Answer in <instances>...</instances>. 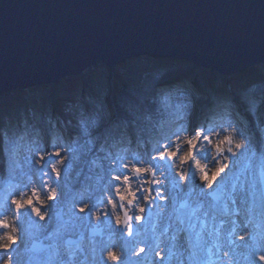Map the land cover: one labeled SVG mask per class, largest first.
<instances>
[{
	"label": "snow or ice",
	"instance_id": "obj_1",
	"mask_svg": "<svg viewBox=\"0 0 264 264\" xmlns=\"http://www.w3.org/2000/svg\"><path fill=\"white\" fill-rule=\"evenodd\" d=\"M259 111L264 112V104ZM182 118L183 113H178L177 119ZM133 123L129 120L126 125L129 136L133 133ZM228 126L234 128L233 133L224 136L216 145L218 156L222 155L228 163L221 162L216 167L211 181H208L206 169L198 162L196 164L200 179L208 181V190L196 183L192 161L206 159L207 152L201 153V148L207 149L213 134L217 137L224 135L222 128L216 130L219 126L198 125L190 129L181 125L175 131L162 134L155 146L151 150L146 149L141 156L113 155L108 145L110 128L96 136L94 144L89 138L82 145H65L67 156L62 154L59 146L53 145L51 152L45 148L38 157L40 167L35 169V173L41 174L40 187L30 186L31 181L21 180L16 184L9 181L0 194V231L3 232L0 262L21 264V252H39V255H30L24 264H145V261L148 264H264V151L254 148L251 135L246 134L248 130L242 128L239 121H229ZM76 134L78 138L93 136L86 123L77 129ZM182 134H188V138L181 143ZM182 144H186V151ZM221 144L227 148L222 149ZM11 145L9 138L5 147L11 150ZM81 148H86L93 155V165L104 160L110 162L106 175H110L115 183L103 191L109 196L107 204L112 212L120 213L115 216L116 228H109L107 241L94 240L93 237L102 230L98 226L87 225L91 230L87 248L84 247V232L75 231L83 225L85 216H76L70 209L69 219L64 220L61 212L53 211L52 203H41L39 207L36 203L45 195L47 201H56L58 190L63 195V187L59 183L63 167L58 168L57 165L76 159L74 153ZM36 150H40L39 146ZM177 160L180 170L176 175L185 181L183 187L171 172ZM49 167L56 177L54 183L50 182ZM158 177L165 182L161 188H157L161 184ZM136 181L140 182L139 187H133ZM168 183H171V191ZM144 184L148 185L146 189ZM80 195L83 197L85 193ZM158 199L168 203H157ZM90 200L91 197L82 200L79 212L86 213L89 220L93 215L99 220V205L104 201L100 197L94 202ZM10 213L15 217L11 225L7 222ZM145 213L153 221L151 237L134 226L143 223ZM105 215L110 214L105 212ZM33 216L40 221L55 218V226L37 224L31 219ZM104 223L107 225L110 221ZM9 228L11 232L7 231ZM33 235L41 236L42 240L30 249L29 238ZM73 235L78 238L73 239ZM124 236L129 239H123ZM236 236L242 243L235 242ZM118 240L121 241L119 244L116 243ZM138 244L144 247L136 251ZM114 247H118V252L109 250ZM145 248L154 256L132 259L133 252L141 257Z\"/></svg>",
	"mask_w": 264,
	"mask_h": 264
},
{
	"label": "water",
	"instance_id": "obj_2",
	"mask_svg": "<svg viewBox=\"0 0 264 264\" xmlns=\"http://www.w3.org/2000/svg\"><path fill=\"white\" fill-rule=\"evenodd\" d=\"M139 54L218 76L264 64V0H0V96Z\"/></svg>",
	"mask_w": 264,
	"mask_h": 264
},
{
	"label": "trees",
	"instance_id": "obj_3",
	"mask_svg": "<svg viewBox=\"0 0 264 264\" xmlns=\"http://www.w3.org/2000/svg\"><path fill=\"white\" fill-rule=\"evenodd\" d=\"M171 58L165 59L173 60L175 65L179 64L174 72L172 71L174 66L164 67L158 64L154 57L144 54L131 56L111 68L99 64L79 75L61 79L43 88L10 90L0 96V131L11 140L23 132L29 138L41 136L42 142H45L44 136H47L58 138L63 146L70 143L77 146L80 144L75 138L80 127L77 120L85 118L93 138L104 134L105 129H111L108 145L113 146L112 151H116L118 148L126 147L121 145V142H126V145L130 142L131 136L122 131V128L126 129L129 120L134 122L132 135L137 138L135 143L139 142V138L145 139L150 135L153 127L161 122L153 121L161 120L157 116L159 108L154 96L155 87L164 71L169 74L171 70L170 79L173 80L184 81L194 78L202 94L217 99H223L229 94L233 97L247 98L250 93L261 94L264 89V64L226 77L218 76L181 58ZM106 76L113 79L112 87L105 81ZM108 91L114 102V118L106 104ZM100 107L103 108L104 114L96 119L91 112H98ZM64 153L69 155L66 147ZM74 154L78 155L80 164H75L68 182L72 188L86 190L87 188L82 187L79 181L85 174L84 167L88 166L89 156ZM90 188L94 189L93 186ZM49 203L51 202L48 201ZM53 211H56L55 207Z\"/></svg>",
	"mask_w": 264,
	"mask_h": 264
},
{
	"label": "rangeland",
	"instance_id": "obj_4",
	"mask_svg": "<svg viewBox=\"0 0 264 264\" xmlns=\"http://www.w3.org/2000/svg\"><path fill=\"white\" fill-rule=\"evenodd\" d=\"M240 72L239 71L237 73H235V75H238ZM168 73L166 71H164V74L160 77V83L156 85L155 87V96L154 99L156 101V105L159 108V114L157 115L159 119L161 120H156L154 119V123H158L153 127V132L150 133V135H147L146 138H139V142L135 143V138L133 137V135H131L130 138V142L126 145V142H121L120 144L124 147V149H119L116 151H112L113 150V146H109L110 151L113 155L116 154H120V155H125V156H141L145 154L146 149L147 150H151L152 147L155 146V143L157 140H159L162 137V134H167L171 131H175L179 126H181V123H179V120L175 121L171 119L170 113L173 109V107L171 106V101L169 100V93L168 91H171L169 89V85L170 83L167 82V78L166 75ZM170 74H172L170 72ZM234 75V74H233ZM105 81H107V84L112 87V82L113 79L111 77L106 76ZM164 82V83H163ZM167 82V83H166ZM45 87V86H44ZM38 88V87H37ZM173 89H177L176 90V94L177 92L181 90H192L193 95H192V91H187L184 93H187V95L185 96L186 98L183 99V103L186 104L188 107L190 108H194L196 105L198 104L197 100L199 97L197 95H199L203 100L201 101V103L204 101V99L208 100L207 97L202 96L201 92H199L196 87L192 86L191 84L188 85V83H176L174 84ZM190 92V93H189ZM195 92H197V94H195ZM110 92L108 91L107 96H106V104L107 107H109L110 110V114L112 116V118H114L115 116V110H114V102H113V98L112 96H110L109 94ZM247 97V96H246ZM255 97H259L264 99V97H262L260 94L259 95H249L247 98H243V100H239V108L241 109L242 113L244 114L242 117V120H244V122L241 121L240 118H237L236 114L229 115L228 117L230 119H235L237 118V121H239L241 123L242 128L247 129L248 131L246 132V134L251 135L253 142H254V148H259L261 151H264V123H261V121L259 120V118L257 117V115H254L255 111H251V109H249V107L245 106V103H247V99H249L251 102L253 98ZM211 101V100H210ZM187 102V103H186ZM205 104V101L203 102V105ZM202 104H200V107ZM258 110V107H257ZM104 110L102 107L99 108L98 112H91L92 115L97 119L98 117L102 116L104 113ZM162 116V117H161ZM250 118V119H249ZM65 120V118H64ZM188 121V119H187ZM67 123V122H66ZM77 123L81 126H83L86 123V119L84 118H78ZM59 124L62 126L61 121H59ZM68 124V123H67ZM169 125V127H168ZM171 125V126H170ZM175 128V130H171L173 127ZM187 127V126H186ZM225 128L229 129L232 133L234 131L233 127L228 126V124L223 125L222 129H223V133L224 136H228L224 130ZM250 130H252V132L250 133ZM123 133L126 131L127 129L122 128ZM142 134L144 135L143 130L141 131ZM4 132L0 131V194L3 193L4 189L8 186V182L10 181L12 184H16L18 183L19 179H24L25 182H29L31 181L30 186H36V187H40V175L39 173H35V169L40 167V164L38 162V157L41 154V152L47 148L48 152H51L53 149V145L59 146L62 150V154L65 155L64 153V146L63 144L59 141L58 138H48L47 136H44L45 142H42L41 136H37L35 135L33 138H29L27 137L23 132H20V134H18L16 136V138L12 139V145H11V150H9L8 148L5 147L6 144H8L9 139L6 137L5 139H3L4 136ZM43 135V134H42ZM187 134H182V138H181V143H182V139L186 140ZM99 136V135H98ZM223 136V139H224ZM75 138L77 139L78 142H80L79 145H82L85 139H89L91 138L93 140V144L95 143V138L92 137H77L75 136ZM137 139V138H136ZM103 142V141H101ZM118 144V143H117ZM184 144H182L183 146ZM210 145V144H209ZM223 145V144H222ZM36 146H39V151L36 150ZM92 146V145H90ZM234 150V149H233ZM12 152V154H10ZM77 154H81L82 156H86V154H88L89 156V160H88V166L84 167L86 169L85 170V174L83 175L82 179L79 181V183L82 185V187L87 188L85 191V189L83 188H79V187H75L72 188L69 184L68 181H70V177L72 176V170L75 169V164H80V159L79 157L72 160V161H63L61 162V164H58L57 167H63V172L61 175V179L59 180V183L61 184V186L63 187V195L59 194V190H58V197L56 201H52L51 203L54 205L56 212H61L63 214V219L64 220H68L69 219V210L71 209V211L75 212L76 216H85V221L83 223L82 226H80L79 228H77L75 231L78 232H84V247L87 248L88 247V227L87 225H92V226H98L101 230L102 233L100 236H95L93 237L94 240L99 241L101 239L107 241L108 236H109V228L111 229H115L116 228V223H115V216L116 215H120L119 212L113 213L111 206L107 204V200L109 199V196L107 194V192H104L103 189H105L108 185L110 184H114L115 182L111 180L110 175H106V169L110 166V162L108 160H104L102 162H99L95 165H93L91 163V160L94 158L93 155L91 153L87 152L86 148H81L78 152H76ZM259 154V153H258ZM13 155V156H12ZM75 155V154H74ZM7 156V158H6ZM67 156V154H66ZM78 155H76L77 157ZM53 159H57L55 156L52 157ZM91 158V159H90ZM195 161V160H194ZM193 162V161H192ZM48 172L50 173L51 176V180L50 182H56V177L54 174H51V168L49 167ZM180 170V163L179 160H177L176 164L174 167H172L171 172L173 176H176L177 180L180 181V186L183 187L185 184V181L182 180L179 176L176 175L177 172H179ZM35 173V174H34ZM200 175H197V180L196 183L198 185H202V183L200 182ZM161 180V184L157 185V188H161L164 185V181L162 177H158ZM44 179H48V177H45ZM212 179V175L208 174V181H211ZM208 181H206V183H208ZM69 184V185H68ZM93 186L94 189H91L90 187ZM140 186V182L136 181L133 183V187H139ZM143 187L146 189L148 187L147 184H144ZM168 189L169 191L172 190V186L171 183H168ZM208 190V184H207V189ZM84 192L85 195L83 197H81L80 193ZM30 195V192L28 193ZM89 197H91V200L89 202H94L98 197L103 199V203L99 205V212L97 213L100 217L99 220H97L96 216L93 215L90 220L88 219L86 213H81L79 212V207L81 206V202L82 200H89ZM157 203H164L167 204L168 201L167 200H157ZM10 205V201L8 202ZM37 203V207L40 206L41 203L47 205L48 201L46 199V195L45 196H41L40 200L36 202ZM137 203H139V201H137ZM141 207H143V204H140ZM153 212L156 211L155 207H153L152 209ZM105 212H108L110 215L106 216ZM137 214H139L137 212ZM8 221L11 224H13L15 222V217L13 214H9L8 216ZM32 220H34L37 224H52L53 226H55V218H53V220H47L46 221H40L38 217H31ZM105 221H110V224H105ZM152 220L149 219L148 214L145 213V219L143 221L142 224H135V227H139L142 231V233L148 237H151V225H152ZM25 227L27 228V225L25 224ZM145 229H147V232L145 233ZM73 239L77 238V235H73L72 236ZM123 239H129L128 236H124ZM42 240V237L39 235H33L29 238V248L33 243L39 244L40 241ZM121 241H116L117 244H119ZM235 242L237 244L242 243V241L240 240L239 236L235 237ZM44 243H48V241H44ZM140 247H144L143 244H138L136 246V251L139 250ZM31 249V248H30ZM109 250L113 251V252H118V247H114V248H110ZM238 251H243V249H238ZM34 253V255H39V252H32V254ZM31 252L28 253V256L32 255ZM163 255V253H162ZM105 259L107 257V252L104 253ZM148 256H154V254H150L147 250V248H145V253L142 254L141 257H137L135 255V252H133L132 254V259H144V257H148ZM28 259V258H27ZM158 259V258H156ZM24 264V262H23ZM145 264H148V261H145Z\"/></svg>",
	"mask_w": 264,
	"mask_h": 264
},
{
	"label": "bare ground",
	"instance_id": "obj_5",
	"mask_svg": "<svg viewBox=\"0 0 264 264\" xmlns=\"http://www.w3.org/2000/svg\"><path fill=\"white\" fill-rule=\"evenodd\" d=\"M139 55H144V54H139ZM139 55H133V56H139ZM145 56H148L145 54ZM152 57V56H149ZM165 58H171L170 56L168 57H154V59L157 60L158 64L162 65V66H174L172 71L174 72V69L176 67H179V64H173L174 61L173 60H169V59H165ZM178 58V57H175ZM172 59V58H171ZM170 70V72H172ZM167 74L165 78H167V82L170 83L169 85V89L171 91H168L169 93V97H170V101H171V106L173 107L170 116L172 120H179V123H181V125H185L187 127H189L190 129H194L196 126L198 125H203L204 127H215V126H219L216 127L217 131H220L223 125L229 124V121H237V118H240L242 122H244V120H242L243 117V113L241 111V109L239 108L240 106L238 105L239 100H243V98H239V97H233L232 95H227V97L223 98V99H217L215 97H210L209 95L206 94H202V96L207 97L208 100L204 99L205 104L203 105V102L201 103V101L203 100L199 95H197L199 98L197 100L199 105H196L193 109L188 107L186 104L183 103V99H185L187 93V91L190 90H181L179 92H177L176 94V90L177 89H173L174 84H176L177 82H182L183 83H188L191 84L192 86L196 87V89L200 92V90L198 89V84L196 82V80L193 78L192 80H184V81H178L179 79H174L171 78V74ZM197 73H194V75H196ZM215 74V73H214ZM229 77V76H226ZM166 82V83H167ZM159 82H157V84H159ZM164 83V82H163ZM38 88H43V87H38ZM178 91V90H177ZM192 91V90H191ZM190 91V92H191ZM189 92V93H190ZM192 91V95H193ZM195 94H197V92H195ZM260 93H250L249 95H259ZM262 97H264V89L261 91L260 94ZM239 99V100H238ZM211 100V101H210ZM252 102L247 99V103H245V106L249 107V109H251V111H255L254 115H257V117L259 118L260 121L264 120V112H260L259 109L261 107L262 104H264V99L259 98V97H255L253 99H251ZM187 103V102H186ZM200 104H202L200 107ZM183 106V107H181ZM258 107V110H257ZM178 113H183V118L182 119H177V115ZM236 114L237 118L235 119H230L228 116ZM188 119V121H187ZM171 126V125H170ZM169 127V125H168ZM171 130H175L174 126L171 127ZM224 132L229 135L232 132L227 128H225ZM252 132V130H250V133ZM192 135H194V131L192 132ZM224 136V135H223ZM223 136H219L217 137L215 134H213L211 136V144L207 145V149L205 148H201V153H204L205 151L207 152V156L206 159H198L192 162L193 165V170L196 172V175L200 174V170L199 168L196 167L197 162L199 163L200 167L205 168L207 173L212 175V173L215 171L216 167L220 166V163H228L227 160L223 159V156H218L217 152H216V145L223 140ZM186 137L188 138V134L186 135ZM6 136H3V139H5ZM182 141H184V139H182ZM184 150H187V146L186 144L183 145ZM221 148L222 149H226L227 145H222L221 144ZM234 149V148H233ZM235 151V149H234ZM175 178H177L175 176ZM23 180L25 182V180L19 179V181ZM200 182L202 183L203 188L206 190L207 189V184L206 181L200 180ZM7 222L8 221V217H7ZM10 224V223H9ZM8 232H11V228H9L7 230ZM2 236H3V232L0 231V242L2 241ZM32 254V252H31ZM34 255V253L32 254ZM28 253H23L21 252V264H23V262L27 261L28 258ZM0 264H2V262H0Z\"/></svg>",
	"mask_w": 264,
	"mask_h": 264
}]
</instances>
